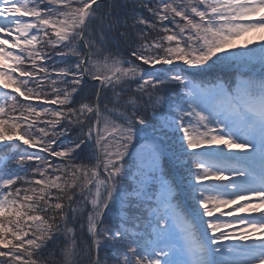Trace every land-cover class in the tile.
Segmentation results:
<instances>
[{"label":"snow or ice","instance_id":"snow-or-ice-1","mask_svg":"<svg viewBox=\"0 0 264 264\" xmlns=\"http://www.w3.org/2000/svg\"><path fill=\"white\" fill-rule=\"evenodd\" d=\"M257 32L264 0H0V264H264Z\"/></svg>","mask_w":264,"mask_h":264},{"label":"rangeland","instance_id":"rangeland-1","mask_svg":"<svg viewBox=\"0 0 264 264\" xmlns=\"http://www.w3.org/2000/svg\"><path fill=\"white\" fill-rule=\"evenodd\" d=\"M261 35H264V32H257V33H254V34L250 33V34H247L244 37H241L238 41H236V43L238 45L243 44L246 39H256V40H258Z\"/></svg>","mask_w":264,"mask_h":264}]
</instances>
